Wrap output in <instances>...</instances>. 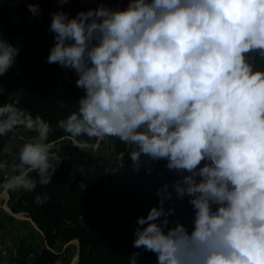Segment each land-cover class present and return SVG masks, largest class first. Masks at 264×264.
I'll list each match as a JSON object with an SVG mask.
<instances>
[{"label":"clouds","instance_id":"9594fccd","mask_svg":"<svg viewBox=\"0 0 264 264\" xmlns=\"http://www.w3.org/2000/svg\"><path fill=\"white\" fill-rule=\"evenodd\" d=\"M126 1L122 9L101 3L75 16L51 13L46 62L62 66L58 92L69 68L84 94L57 121V138L19 98L0 104V138H8L0 153L12 156L0 159V210L11 216L4 206L14 211L12 191L52 181L63 141L79 149L100 142L97 149L112 153L116 139L128 149L121 166L128 153L136 170L164 160L179 177L136 218L134 248L154 253L156 264H264V0ZM18 53L0 36V76ZM173 193L194 210L190 231L170 226ZM77 241L66 250L77 251Z\"/></svg>","mask_w":264,"mask_h":264},{"label":"trees","instance_id":"16d2710c","mask_svg":"<svg viewBox=\"0 0 264 264\" xmlns=\"http://www.w3.org/2000/svg\"><path fill=\"white\" fill-rule=\"evenodd\" d=\"M121 1L68 0L60 4L59 0H0V36L19 47L13 67L0 76V104L19 98L20 107L33 115L39 113L50 122L51 138L61 136L57 121L76 110L84 92L76 86L77 74L69 68L66 70L71 80L63 78L62 91L58 92L56 76L61 75L62 66L46 62L54 44V34L49 30L51 13L63 10L75 16L78 11L101 3L117 8ZM127 2L124 0L122 8ZM28 4L40 6L41 14L37 17L29 13ZM114 145L109 158L106 147L79 149L70 141H63L60 146L63 162L55 170L52 181L48 185L38 183L32 192L21 190L19 201L12 198L13 209L33 215L37 224L47 231L51 248L57 240L62 250L64 243L78 239L79 264H128V257L134 251L140 252L138 264H156L154 253L133 247L135 221L157 204V189L164 184L171 186L179 177L165 167L164 160H145L136 170L128 153L121 166L119 155L125 151V145L116 139ZM115 168L118 170L114 172ZM37 195L47 199L38 204ZM168 206L175 208L168 217L170 226L180 222L190 231L194 210L188 198L177 199L173 193L172 200L165 202V207ZM31 252L36 259L34 264L54 263L62 257L39 246L26 251L21 248L19 255L25 258ZM75 253V246L67 248V264Z\"/></svg>","mask_w":264,"mask_h":264},{"label":"flooded vegetation","instance_id":"af4514ba","mask_svg":"<svg viewBox=\"0 0 264 264\" xmlns=\"http://www.w3.org/2000/svg\"><path fill=\"white\" fill-rule=\"evenodd\" d=\"M7 142V137L0 138V148H2L3 145ZM13 142L14 140L12 141V143ZM15 147L16 146H14V150ZM0 159L11 160L12 156L3 155L2 153H0ZM1 176L2 175H0V180L3 179V177ZM12 198H15L14 201H19L20 195L18 190L12 191ZM11 206L13 208V201L11 202ZM23 216L25 218H30L32 222L37 225V227L34 226L33 223L29 220L12 218L8 214L6 215L4 212H2V210H0V262L6 261L7 263L11 264H34L36 262L34 253L31 252L29 253L28 257L22 258V255H19L20 249L22 248L26 251L31 246L33 248L39 246L48 249L47 244L50 246L47 231L39 224H37L33 215L30 214V212L25 211L23 213ZM54 230L56 229L54 228ZM24 231L26 233H24ZM20 233H24L25 238L23 240H16V235ZM59 242L60 241L57 240V244L53 245V247L55 248L53 250L56 251L59 248ZM61 256V259L54 261V263L47 261V264H64L67 257V250L62 252Z\"/></svg>","mask_w":264,"mask_h":264},{"label":"water","instance_id":"95a60500","mask_svg":"<svg viewBox=\"0 0 264 264\" xmlns=\"http://www.w3.org/2000/svg\"><path fill=\"white\" fill-rule=\"evenodd\" d=\"M121 7H122V5H119L118 6V8H121ZM99 143L100 142H98L96 144L88 143V146L87 147H92L94 149H97V147L99 146ZM127 151H128V149H126L125 152H127ZM61 162H62V159L58 162L57 167L60 165ZM4 208L14 218L26 219V220H29L30 222H32V220L30 218H24L22 214H15L14 211H12L11 209H9L7 206H4ZM32 223H33L34 226L37 227V225L34 222H32ZM70 244L71 243H68L67 246L70 245ZM67 246H65V247H67ZM80 256H81V246H80L79 242L77 241V251H76V254H75V256H74V258H73V260H72V262L70 264H78L79 263V260H80Z\"/></svg>","mask_w":264,"mask_h":264},{"label":"rangeland","instance_id":"374dc122","mask_svg":"<svg viewBox=\"0 0 264 264\" xmlns=\"http://www.w3.org/2000/svg\"><path fill=\"white\" fill-rule=\"evenodd\" d=\"M106 154H107V156L109 157V158H111V152H109L108 150L106 151ZM118 169L117 168H115L114 169V172L115 171H117ZM24 233H26L25 231H24ZM24 233H20V234H17L16 235V240H23L24 238H25V234ZM1 264H3V263H7L6 261H4V262H0ZM11 264V263H10Z\"/></svg>","mask_w":264,"mask_h":264},{"label":"bare ground","instance_id":"6f19581e","mask_svg":"<svg viewBox=\"0 0 264 264\" xmlns=\"http://www.w3.org/2000/svg\"><path fill=\"white\" fill-rule=\"evenodd\" d=\"M15 214H19V212H14ZM47 243V242H46ZM66 245H65V243L63 244V247H62V250H59V248L55 251V250H53V249H55V248H51L48 244H47V248L48 249H50L53 253H55V254H61L62 252H64L65 250H66V247H65ZM3 264H10V263H3ZM68 264H70V263H68Z\"/></svg>","mask_w":264,"mask_h":264}]
</instances>
